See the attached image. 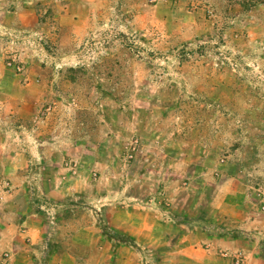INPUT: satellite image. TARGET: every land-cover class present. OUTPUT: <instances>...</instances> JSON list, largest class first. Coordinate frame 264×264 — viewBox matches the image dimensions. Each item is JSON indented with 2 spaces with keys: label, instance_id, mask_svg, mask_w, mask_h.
<instances>
[{
  "label": "rangeland",
  "instance_id": "rangeland-1",
  "mask_svg": "<svg viewBox=\"0 0 264 264\" xmlns=\"http://www.w3.org/2000/svg\"><path fill=\"white\" fill-rule=\"evenodd\" d=\"M34 6L36 30L0 22V218L34 205L86 254L82 236L133 245V211L200 215L226 227L217 264H264V0H104L84 35ZM177 231L144 258L193 264Z\"/></svg>",
  "mask_w": 264,
  "mask_h": 264
},
{
  "label": "crops",
  "instance_id": "crops-1",
  "mask_svg": "<svg viewBox=\"0 0 264 264\" xmlns=\"http://www.w3.org/2000/svg\"><path fill=\"white\" fill-rule=\"evenodd\" d=\"M36 1L38 0H0V22L13 28L36 30L38 28H35L38 23L34 6ZM102 1L104 0H55L56 5L61 8L59 19L62 24H69L81 35L88 32L91 12L95 11L97 9L95 6H99ZM249 14L252 15V10H249ZM60 193L63 192L58 193L57 189L53 188L45 194L52 197L62 195ZM144 209L145 212L140 211L139 214L133 211V245L128 242L121 243L119 238L112 235L110 238L105 233L91 240L82 236L81 245L89 252L75 254L68 250L62 252L57 244L59 241L47 237V234L51 235L54 232H51V229L59 227L60 223L54 222L55 226L48 225L41 215L40 208L33 205L25 210L20 207L13 210L10 205L5 206L1 210L0 218V264L4 262L1 258L2 250L11 254L5 261L8 264H91L97 255L99 260L101 255L104 257L102 252L106 247L112 250L110 254H105L111 264H146L143 249L168 244L173 237V229H177L179 234L177 255H184L193 264H217L215 254L217 237L214 230L216 226L226 229L225 226L218 225L212 219L203 220L200 215L193 221H182L180 223L182 226H179V223L176 226L178 218L175 221L168 215L162 217L159 211L148 207ZM236 216L242 217L239 212ZM184 227L190 228V232L182 230ZM78 238L76 236V240L81 241ZM122 245H129L124 246L129 251L127 257L117 251ZM203 246L206 249H203ZM174 257L175 254L167 257V260L171 258V261H174ZM162 258L166 257H161L160 260Z\"/></svg>",
  "mask_w": 264,
  "mask_h": 264
},
{
  "label": "built area",
  "instance_id": "built-area-1",
  "mask_svg": "<svg viewBox=\"0 0 264 264\" xmlns=\"http://www.w3.org/2000/svg\"><path fill=\"white\" fill-rule=\"evenodd\" d=\"M259 71H260V70H259ZM260 72L263 73L262 76L264 77V70H261ZM7 259H8V258H7ZM241 261H243V259H242L240 256H238L236 262H237V263H241ZM4 264H8V262H5ZM146 264H155V263H151V262H149V261L147 260Z\"/></svg>",
  "mask_w": 264,
  "mask_h": 264
}]
</instances>
